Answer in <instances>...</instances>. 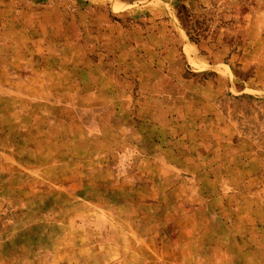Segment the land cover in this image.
<instances>
[{"label":"rangeland","instance_id":"obj_1","mask_svg":"<svg viewBox=\"0 0 264 264\" xmlns=\"http://www.w3.org/2000/svg\"><path fill=\"white\" fill-rule=\"evenodd\" d=\"M0 264H264V0H0Z\"/></svg>","mask_w":264,"mask_h":264}]
</instances>
